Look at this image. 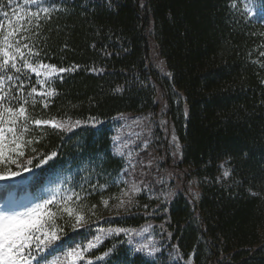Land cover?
Here are the masks:
<instances>
[{
	"label": "trees",
	"instance_id": "obj_1",
	"mask_svg": "<svg viewBox=\"0 0 264 264\" xmlns=\"http://www.w3.org/2000/svg\"><path fill=\"white\" fill-rule=\"evenodd\" d=\"M56 2L62 10L43 22L34 42L47 52L50 59L42 57L47 62L80 68L56 80L58 94L49 108L38 103L32 115L95 117L102 123L60 134L33 128L29 138L37 142L32 147L58 155L38 168L29 166L31 171L13 166L20 174L0 180V212H23L73 190L84 196L82 189L91 191L89 185L99 183L107 184V190L80 202L97 205L95 215L88 213L90 226L75 232L66 228L63 244L86 245L99 228L144 225L154 206L144 195L126 213L113 210L116 200H109V208L100 200L101 195L119 197L127 184L125 163L112 152L111 121L156 112L158 88L178 138L181 167L200 189L194 205L176 195L164 212L179 260L191 256V264H264V0H237L234 9L229 0H112L111 10L102 0ZM51 4L45 0L43 6ZM245 4L251 11L245 12ZM19 5L24 0H0V14L8 12L5 19H13ZM39 7L26 5L33 11ZM147 31L166 76L147 68ZM92 67L104 71H89ZM117 86L123 91L115 92ZM26 154L34 155L30 149ZM222 166L230 172L226 179L220 178ZM121 241L104 240L86 255L93 264H145L146 257L131 254ZM114 245L109 257L95 259ZM41 255L49 261L64 259L59 250ZM155 264L170 263L162 253Z\"/></svg>",
	"mask_w": 264,
	"mask_h": 264
},
{
	"label": "snow or ice",
	"instance_id": "obj_2",
	"mask_svg": "<svg viewBox=\"0 0 264 264\" xmlns=\"http://www.w3.org/2000/svg\"><path fill=\"white\" fill-rule=\"evenodd\" d=\"M102 3L110 10L113 7L112 0H102ZM29 4L41 7L33 11L26 8ZM44 4L45 0H24V5H19V12L14 11L13 19H5L8 17V12L0 14V180L20 174L13 170V166L21 171H31L29 166L38 168L57 157L56 151L45 154L40 153L36 147H32L37 142L36 137L29 138L33 128L39 129L44 134H46L45 129L50 128L54 134H60L73 132L85 126L96 128L102 123L95 117L82 121L73 120L67 116L62 118L52 116L45 119L32 115L38 103L44 109L49 108L52 103L51 98L58 94L53 86L56 80L62 82L64 74L73 73L80 68L78 64L67 67L58 66L42 58L50 59L47 52L36 45L34 38H39L40 30L44 26L43 22L50 21L55 12L62 10L57 7L56 0H52L51 6H43ZM229 7L236 8L237 0H229ZM260 8L264 9V4H261ZM244 10L251 11L247 4L244 5ZM64 47L67 48L68 45L65 44ZM260 55L264 56V51H261ZM88 70L104 71L102 68L95 67ZM261 82L264 83V81ZM29 84L33 86L25 96L23 92ZM35 84H40L41 88L38 89ZM114 91L119 93L123 89L117 86ZM40 139H43V135ZM177 139L173 136L175 147L179 150L180 145L176 142ZM26 149H30L34 155H27ZM34 161H36L35 164ZM223 176L229 177L230 172L225 170ZM89 187L91 191L82 189L84 196L73 190L60 198L53 195L41 203L26 208L23 212H0V264H33V262L40 264V260L43 264H66L67 261H86V264H93V258L87 257L86 254L102 242V235H95L86 245L63 244L64 238L68 235L66 228L75 232L89 227L88 213L95 215L96 204L88 206L80 202L93 193L99 194L101 191H106L108 185L97 183L90 184ZM141 192V187L132 183L127 188L121 189L119 197L105 198L101 195L100 203L105 208H109V200L114 199L116 203L111 206L113 210L129 212L136 206L133 202L134 197ZM250 194L255 195L251 190ZM144 207L148 206L144 205ZM148 230L147 228L136 230L109 227L99 228L98 232L104 236L123 234L127 238L126 243L134 245L133 237L140 236ZM124 242L121 241V243ZM57 250L64 252L63 260L57 257L49 261L46 256L41 255ZM114 250L115 245L95 259L104 260ZM130 252L133 255L140 253L146 257L145 264H155V257L161 249L149 238L145 243L134 245ZM188 264H191V256Z\"/></svg>",
	"mask_w": 264,
	"mask_h": 264
},
{
	"label": "rangeland",
	"instance_id": "obj_3",
	"mask_svg": "<svg viewBox=\"0 0 264 264\" xmlns=\"http://www.w3.org/2000/svg\"><path fill=\"white\" fill-rule=\"evenodd\" d=\"M146 46L147 68L158 76H166L167 71L164 62L159 58L148 31ZM156 102L158 107L154 113L121 115L111 121L114 130L112 152L125 163L126 188L135 183L142 189V192L134 197V204L139 195H144L154 204L148 212V221L141 227L136 228V230L142 228L149 230L140 236H134V245L145 243L151 238L157 247L161 249V252L156 256L163 253L170 264H188V260L184 262L179 260L178 254L169 242L170 238L165 227L164 212L166 213L168 204L176 195H182L190 205H194L200 196L199 183L188 174L186 169L181 167L180 148L177 150L173 142L172 130L165 115L166 103L162 92L158 88ZM225 170L226 168L222 166L221 179H226L223 176ZM122 212L126 213L123 210L118 213ZM96 235H102V241L119 238L126 243L127 240L123 234L120 236H104V234L97 232ZM126 245L128 244L126 243ZM134 245L128 246L131 249ZM68 264H86V262L68 261Z\"/></svg>",
	"mask_w": 264,
	"mask_h": 264
},
{
	"label": "bare ground",
	"instance_id": "obj_4",
	"mask_svg": "<svg viewBox=\"0 0 264 264\" xmlns=\"http://www.w3.org/2000/svg\"><path fill=\"white\" fill-rule=\"evenodd\" d=\"M185 107V106H184Z\"/></svg>",
	"mask_w": 264,
	"mask_h": 264
}]
</instances>
